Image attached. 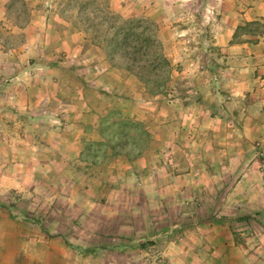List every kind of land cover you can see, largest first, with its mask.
I'll return each mask as SVG.
<instances>
[{
    "label": "rangeland",
    "instance_id": "obj_1",
    "mask_svg": "<svg viewBox=\"0 0 264 264\" xmlns=\"http://www.w3.org/2000/svg\"><path fill=\"white\" fill-rule=\"evenodd\" d=\"M66 1L0 0V264H264V0H109L167 95Z\"/></svg>",
    "mask_w": 264,
    "mask_h": 264
},
{
    "label": "trees",
    "instance_id": "obj_2",
    "mask_svg": "<svg viewBox=\"0 0 264 264\" xmlns=\"http://www.w3.org/2000/svg\"><path fill=\"white\" fill-rule=\"evenodd\" d=\"M66 3L72 12L76 11L96 45L106 50L113 65L135 75L153 95H167L172 90L169 83L173 79V68L150 23L124 19L111 10L109 0H67ZM179 98L184 99L185 95ZM117 122L113 124L124 126L123 121ZM107 126L104 120L100 131L104 138ZM122 129L126 132L125 127ZM106 143L117 152L116 142L110 143L107 138L103 145Z\"/></svg>",
    "mask_w": 264,
    "mask_h": 264
}]
</instances>
